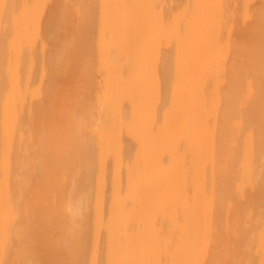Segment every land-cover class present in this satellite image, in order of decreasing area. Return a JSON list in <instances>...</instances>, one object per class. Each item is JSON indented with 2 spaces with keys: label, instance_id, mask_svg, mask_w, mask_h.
<instances>
[{
  "label": "bare ground",
  "instance_id": "1",
  "mask_svg": "<svg viewBox=\"0 0 264 264\" xmlns=\"http://www.w3.org/2000/svg\"><path fill=\"white\" fill-rule=\"evenodd\" d=\"M0 264H264V0H0Z\"/></svg>",
  "mask_w": 264,
  "mask_h": 264
},
{
  "label": "clouds",
  "instance_id": "2",
  "mask_svg": "<svg viewBox=\"0 0 264 264\" xmlns=\"http://www.w3.org/2000/svg\"><path fill=\"white\" fill-rule=\"evenodd\" d=\"M88 209V193L81 190L71 205H65L64 215L67 221V234L73 235L81 226Z\"/></svg>",
  "mask_w": 264,
  "mask_h": 264
},
{
  "label": "rangeland",
  "instance_id": "3",
  "mask_svg": "<svg viewBox=\"0 0 264 264\" xmlns=\"http://www.w3.org/2000/svg\"><path fill=\"white\" fill-rule=\"evenodd\" d=\"M171 6H173V2H166L165 3V8H167V9H169V8H171Z\"/></svg>",
  "mask_w": 264,
  "mask_h": 264
}]
</instances>
